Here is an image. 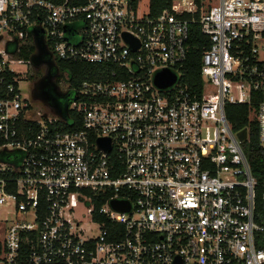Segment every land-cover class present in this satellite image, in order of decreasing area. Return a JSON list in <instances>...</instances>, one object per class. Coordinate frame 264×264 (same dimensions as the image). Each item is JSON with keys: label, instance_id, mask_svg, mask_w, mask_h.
<instances>
[{"label": "built area", "instance_id": "1", "mask_svg": "<svg viewBox=\"0 0 264 264\" xmlns=\"http://www.w3.org/2000/svg\"><path fill=\"white\" fill-rule=\"evenodd\" d=\"M142 2L0 0V154L12 156L0 206L16 218L0 264H264L256 181L226 115L247 106L264 149V0H175L156 17ZM197 13L208 44L194 84L186 16ZM34 31L53 63L104 67L64 110L32 98ZM164 71L175 82L159 89Z\"/></svg>", "mask_w": 264, "mask_h": 264}, {"label": "trees", "instance_id": "2", "mask_svg": "<svg viewBox=\"0 0 264 264\" xmlns=\"http://www.w3.org/2000/svg\"><path fill=\"white\" fill-rule=\"evenodd\" d=\"M58 2L63 0H57ZM175 0H148V10L150 17H156L165 10H169L171 4ZM198 7L204 0H193ZM198 13L190 16L187 19H193L189 26V40L190 53L188 54L186 63V79L190 83H199V68L201 52L207 46L208 41L202 35L200 27L196 22L198 20ZM34 53V49L22 54L21 57L29 59ZM56 66L59 71L67 74L69 89L64 100H60L59 107L65 108L72 101V90L76 89L83 81H93L102 79L103 66L93 65L78 62H63L56 61ZM2 87H0V93ZM226 115L228 122L235 132H245V138L242 143V150L249 164L251 174L256 181V212L259 215L258 222L264 225V208L260 203V197L264 193V149L258 143L257 128L253 120L249 119L247 106H228L226 107ZM10 154H0V161L4 162ZM12 157V156H11ZM0 245V254H1Z\"/></svg>", "mask_w": 264, "mask_h": 264}, {"label": "water", "instance_id": "3", "mask_svg": "<svg viewBox=\"0 0 264 264\" xmlns=\"http://www.w3.org/2000/svg\"><path fill=\"white\" fill-rule=\"evenodd\" d=\"M125 41L128 42L132 48L136 49L138 47L137 43H134L127 35L124 36ZM33 40L35 45V54L30 58V62L35 69L45 65L47 67V72L35 83L34 89L32 92V98L34 100L40 101L45 106H50L49 95L46 93L45 89L49 86L53 88V94L56 97H60L62 93L57 90L52 83L53 76L50 73V70L53 68V61L49 55V52L46 48V45L43 41V38L39 35L37 31L33 32ZM175 82V75L171 74L168 71L159 73L155 77V85L159 89H165L171 86ZM58 114V113H56ZM245 132L239 134V138L243 140L245 138ZM100 146L104 147L106 151H109V146L100 142ZM111 207L115 210L127 212L129 211V205L123 202H112ZM173 264H180V259L176 258Z\"/></svg>", "mask_w": 264, "mask_h": 264}, {"label": "rangeland", "instance_id": "4", "mask_svg": "<svg viewBox=\"0 0 264 264\" xmlns=\"http://www.w3.org/2000/svg\"><path fill=\"white\" fill-rule=\"evenodd\" d=\"M210 3H211V1L208 2V4H210ZM142 8L144 10L147 9V0H143ZM72 41L73 42H77V41H79V38L78 37L72 38ZM13 68H14V71L19 73V74L28 75L30 73L28 67L24 66V65L23 66H15ZM67 78H68L67 74L62 73L56 78V83L61 88L65 89L67 84H68V79ZM30 85L32 86V83H30ZM20 90H21V94H22L23 98L27 99L30 96L29 86L27 85V82H21ZM10 158H12V157H10ZM87 209L88 208H83V210L78 212L77 215H80L82 212H87ZM10 211H11L10 209H8V208H6L4 206H0V227L6 228L10 224L15 222L16 218L12 214H9ZM83 224H85V226H87L88 228L93 230V225H92L91 222H89L87 220V218L83 219ZM3 237H4V234L2 233L1 228H0V241L3 240Z\"/></svg>", "mask_w": 264, "mask_h": 264}, {"label": "flooded vegetation", "instance_id": "5", "mask_svg": "<svg viewBox=\"0 0 264 264\" xmlns=\"http://www.w3.org/2000/svg\"><path fill=\"white\" fill-rule=\"evenodd\" d=\"M47 72V67L45 65L39 67L38 69L35 70V76L37 78L36 82ZM50 73L52 74L53 76V79H52V83L55 87H57V83H56V78L62 74L61 71H59L58 67L56 66V62L54 63L53 65V68L50 70ZM35 82V83H36ZM35 85V84H34ZM57 90L62 93V95L60 97H56L54 94H53V88L51 86L47 87L45 89L46 93L49 95V103H50V106H54L56 107L58 110H64L63 108H60L59 107V104L60 103V100H64L65 99V96L68 92V89H66L67 91L65 92H61L58 87H57Z\"/></svg>", "mask_w": 264, "mask_h": 264}, {"label": "crops", "instance_id": "6", "mask_svg": "<svg viewBox=\"0 0 264 264\" xmlns=\"http://www.w3.org/2000/svg\"><path fill=\"white\" fill-rule=\"evenodd\" d=\"M0 228H1L2 233L4 234V228L3 227H0ZM0 245H1V241H0Z\"/></svg>", "mask_w": 264, "mask_h": 264}]
</instances>
